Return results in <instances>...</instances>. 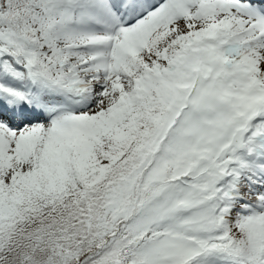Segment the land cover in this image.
I'll return each mask as SVG.
<instances>
[{"label":"snow or ice","instance_id":"snow-or-ice-1","mask_svg":"<svg viewBox=\"0 0 264 264\" xmlns=\"http://www.w3.org/2000/svg\"><path fill=\"white\" fill-rule=\"evenodd\" d=\"M0 264H264V0H0Z\"/></svg>","mask_w":264,"mask_h":264}]
</instances>
